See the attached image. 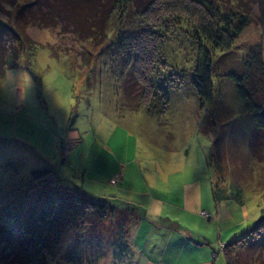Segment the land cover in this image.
Masks as SVG:
<instances>
[{
    "label": "rangeland",
    "instance_id": "obj_1",
    "mask_svg": "<svg viewBox=\"0 0 264 264\" xmlns=\"http://www.w3.org/2000/svg\"><path fill=\"white\" fill-rule=\"evenodd\" d=\"M222 1H240L252 24L213 63L217 103L204 101L200 107L189 76L179 68L162 70L151 77L169 100L158 116L138 106L139 83L129 67L123 69L121 57L110 60L106 38L81 39L71 22L38 26L24 23L27 12L18 16L32 48L19 53L18 65L0 76V209L8 207L21 217L29 211L37 214L59 190L51 179L26 184L30 170L42 167L51 168L71 193L118 207L130 202L149 208L146 216L140 214L139 228L130 231L125 216L132 206H120L128 208L125 213L117 209L114 219L62 232L57 244L44 248L34 261L24 259V264H70L69 256L79 264H135L144 258L140 253L145 242V255L158 259L155 253L162 252L165 263L177 264L173 248L178 243L164 239L175 235L202 243L182 255L225 264L222 245L244 235L264 211V140L257 138L224 77L228 71H244L242 56L261 41L264 0ZM0 19L12 17L0 13ZM115 25L107 21L104 30ZM183 34L182 29L172 36ZM11 35L6 32L4 37ZM173 40L175 49L181 47ZM183 46L179 62L187 67L192 51ZM46 182L52 186L47 188ZM211 182L225 189L234 185L239 201L216 202ZM186 192L196 199L193 210L183 208ZM123 230L125 246L118 238ZM5 254L0 247V264H16V256L11 260Z\"/></svg>",
    "mask_w": 264,
    "mask_h": 264
},
{
    "label": "trees",
    "instance_id": "obj_2",
    "mask_svg": "<svg viewBox=\"0 0 264 264\" xmlns=\"http://www.w3.org/2000/svg\"><path fill=\"white\" fill-rule=\"evenodd\" d=\"M242 8L240 1L228 4L222 0H0V13L12 17L10 21L0 19V76L5 69L18 65L19 53L32 48L19 28L24 24L18 16L27 12L26 24L48 26L71 22L73 31L81 39L97 42L106 38L113 53L110 60L114 63L121 57L123 69H131L139 83L136 93L138 106L150 115L158 116L168 107L165 88L151 80L162 70L179 68L184 77L189 76V83L199 96L200 107L204 101L217 103L220 96L213 76L218 74L213 70V63L232 50L242 32L252 24L249 10L243 11ZM110 20L116 21V25L106 32L104 25ZM261 22L264 24V20ZM182 29L185 34L181 37L172 36ZM6 32L12 34L10 39L4 37ZM172 40L181 47L178 45L179 48L175 49L174 43H170ZM183 44L192 51L187 67L180 66L179 62ZM143 51L145 55H142ZM246 54L241 58L244 71L240 74L228 71L224 77L232 83L254 125L257 138L264 140V34L259 43L248 48ZM141 61L142 66L139 65ZM50 179L59 190L48 198V204L44 203L37 214L29 211L21 217L8 207L0 209V247L6 253L5 257H17L16 264H24V259L34 261L44 248L57 244L62 232L114 219L115 210L125 213L128 208L124 207H129L127 203L118 207L83 193H71L49 167L31 169L26 184L29 186L31 182ZM49 185L50 182L45 183L47 188ZM211 188L216 202L239 201L234 185L225 189L211 182ZM131 208L127 210L129 214H125L131 221L130 231L140 220L137 210ZM117 219L119 225L120 219ZM124 235L126 232L123 230L118 237L120 244H123ZM222 253L225 264H264V211L244 235L223 244ZM68 258L70 264H79L77 258Z\"/></svg>",
    "mask_w": 264,
    "mask_h": 264
},
{
    "label": "crops",
    "instance_id": "obj_3",
    "mask_svg": "<svg viewBox=\"0 0 264 264\" xmlns=\"http://www.w3.org/2000/svg\"><path fill=\"white\" fill-rule=\"evenodd\" d=\"M190 195L191 196V204L189 203V200H190ZM185 204H183V208H185L186 210H193L195 209V205H197V202H196V199L193 195L192 192H186L185 193ZM128 205L134 207L137 212L139 213V215L141 213H144V216H146V214L149 212V208H145V207H142L138 204H134V203H130V202H126ZM140 221L138 222V224L135 226V229L136 228H139L140 227ZM168 238V241L171 240L172 242L175 241V243H178V247L177 249L176 248H173L175 254H176V263L177 264H209V261L207 259L205 260H196V258L192 257V256H184L182 255V252L184 251H190L192 249H195L197 246H200L202 243L201 241H199L198 239H192L190 238L188 235H185L184 237H181V236H173V237H166L164 238L165 240ZM148 244L147 242H145V246L144 248L142 249L140 255H143L144 258L142 260H139L137 261L135 264H171V261L169 260L167 263H165L163 261V256H164V253L162 252H156L155 253V256L158 257L157 258H154L152 256H147L145 255V253L147 252L146 249L148 248ZM138 251L140 252V250L138 249ZM181 259V260H180Z\"/></svg>",
    "mask_w": 264,
    "mask_h": 264
},
{
    "label": "built area",
    "instance_id": "obj_4",
    "mask_svg": "<svg viewBox=\"0 0 264 264\" xmlns=\"http://www.w3.org/2000/svg\"><path fill=\"white\" fill-rule=\"evenodd\" d=\"M118 178V176H116V179ZM116 179L115 178H113V179H111V183H115L116 182ZM201 214H203L204 216H206V217H208V214L206 213V212H201Z\"/></svg>",
    "mask_w": 264,
    "mask_h": 264
}]
</instances>
